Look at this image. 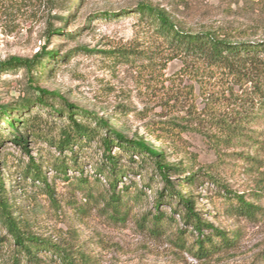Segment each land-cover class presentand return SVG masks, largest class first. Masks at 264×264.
Returning <instances> with one entry per match:
<instances>
[{
  "label": "rangeland",
  "instance_id": "obj_1",
  "mask_svg": "<svg viewBox=\"0 0 264 264\" xmlns=\"http://www.w3.org/2000/svg\"><path fill=\"white\" fill-rule=\"evenodd\" d=\"M53 1L0 0V63L11 57L31 58L43 50L56 53L32 78L23 69L0 71V106L30 101L27 112L11 116L19 122L23 117L31 127L26 137L21 128L14 129L26 138L23 151L0 120L4 197L21 230L63 255L41 252L37 264H264V152L259 169L238 159L240 144L222 148L219 155L204 122L205 95L222 111L239 89L184 74L181 61L170 58L158 36L134 13L138 4L146 3L166 11L183 31H218L239 41L261 42L264 0H75L74 6ZM48 22L62 34L45 37ZM115 51L130 53L129 58L124 60ZM36 87L60 98H47L51 108L37 107ZM65 105L91 127L88 117L95 116L125 138L144 141L171 164L209 171L232 193L246 195L259 212L251 218L237 216L232 213L234 202L217 187L195 186L190 192L201 220L237 239L233 248L197 260L173 241V234L185 229L189 247L197 234L172 215V206L154 208L156 192L162 189L159 178L149 166L140 169L138 156L131 163L130 153L114 147L112 154L127 169L117 191H124L130 207L125 223L111 221L99 203L84 198L89 189L94 195L108 189L107 177L98 174L102 164L98 140L64 156L49 143L57 141L67 125L66 113L61 112ZM59 161L68 167L67 180L53 169ZM31 162L40 167L55 202L41 182L25 177ZM157 211L172 219L159 232H150L140 220L151 219ZM13 251L12 239L0 224V264H10Z\"/></svg>",
  "mask_w": 264,
  "mask_h": 264
},
{
  "label": "trees",
  "instance_id": "obj_2",
  "mask_svg": "<svg viewBox=\"0 0 264 264\" xmlns=\"http://www.w3.org/2000/svg\"><path fill=\"white\" fill-rule=\"evenodd\" d=\"M74 1L54 0L53 3L58 5L68 2L74 6ZM134 13L137 14L141 23L158 36L170 58L181 61V71L184 74H192L199 80L212 79L217 83H227L239 89V95H235L232 103L222 111L214 105V99L209 94L205 95L204 122L210 129L207 130L206 135L219 155H222L220 152L222 148L240 144L245 150L242 148L241 153H236L238 159L247 166L261 168L259 155L264 152V41H239L218 31L186 32L173 23L166 11L146 3L138 4ZM61 32L54 27L53 23L48 22L45 37L51 38L53 35L62 34ZM115 52L124 60L129 58L130 53ZM55 57L54 51L44 50L31 58L11 57L0 63V71L23 69L32 78L35 71L44 68V61ZM35 91L38 93L35 99L37 107L51 108L46 101L47 98H60L39 87H36ZM229 92L232 94V89ZM29 102L24 101L13 107L0 106V120L7 126L11 134L10 140L23 151H26V138L16 134L14 129L21 128L25 134L29 129L31 130V127L29 121H24L23 117H20L21 122H19L11 114L21 115L27 112ZM65 108L61 112L66 113L67 125L60 130L58 140H51L49 143L58 154L64 156L66 151L71 152L72 155L75 147L79 148L98 140L102 150V164L98 174L107 177L108 189L104 193L95 195L89 189L85 192L84 198L99 203L100 210L111 221L125 223L130 207L121 194L124 191H117V184L127 174V169L119 165V156L112 154L111 150L114 147L130 153L131 163H135L132 157L138 156L140 169L149 166L159 178L162 189L156 192L154 208L157 210L165 204L172 206V215H178L183 225L192 228L197 234L195 243L189 247L186 245L187 231L185 229H180L173 234L175 246L188 252L197 260L210 258L233 248L237 239L201 220L198 212L195 211L194 196L190 192L195 186L211 184L217 187L219 192H223L222 196L228 202H234L233 205L231 203L232 213L237 216L251 218L259 212V207L247 200L246 195L232 193L209 171L187 169L179 164H171L166 161L161 152L155 151L144 141L125 138L119 132L112 130L108 123L95 116L88 117L94 124V127H91L88 122L78 119L80 113L72 111L70 105H65ZM102 133H104L103 136ZM26 136L28 135L25 134ZM52 166L57 173L63 175L64 180H67L68 167L64 162L59 161ZM138 172L139 175L142 174ZM24 175L30 176L32 181L41 182L46 190L45 194L55 202L54 192L38 165L29 163ZM80 183L88 184L85 180H81ZM2 189L3 184L0 179V224L11 237L14 245L10 264H37L39 262L37 255L41 252H51L60 258L63 257L59 251L55 250L54 245L21 230ZM171 219L172 217L167 218L157 211L151 219L142 217L140 222L141 224L146 222L143 225L150 232H159L163 223H169ZM204 231L208 232L205 236ZM67 264L72 263L67 261Z\"/></svg>",
  "mask_w": 264,
  "mask_h": 264
}]
</instances>
